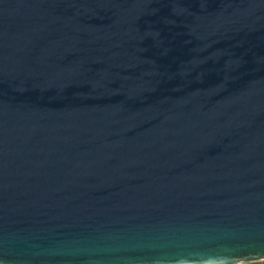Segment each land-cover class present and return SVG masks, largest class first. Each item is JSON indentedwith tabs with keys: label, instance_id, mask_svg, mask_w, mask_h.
Listing matches in <instances>:
<instances>
[{
	"label": "water",
	"instance_id": "95a60500",
	"mask_svg": "<svg viewBox=\"0 0 264 264\" xmlns=\"http://www.w3.org/2000/svg\"><path fill=\"white\" fill-rule=\"evenodd\" d=\"M264 259V0H0V264Z\"/></svg>",
	"mask_w": 264,
	"mask_h": 264
},
{
	"label": "rangeland",
	"instance_id": "374dc122",
	"mask_svg": "<svg viewBox=\"0 0 264 264\" xmlns=\"http://www.w3.org/2000/svg\"><path fill=\"white\" fill-rule=\"evenodd\" d=\"M240 264H259L257 261L242 262Z\"/></svg>",
	"mask_w": 264,
	"mask_h": 264
},
{
	"label": "trees",
	"instance_id": "16d2710c",
	"mask_svg": "<svg viewBox=\"0 0 264 264\" xmlns=\"http://www.w3.org/2000/svg\"><path fill=\"white\" fill-rule=\"evenodd\" d=\"M259 264H264L263 260H256ZM236 264H240V263H236Z\"/></svg>",
	"mask_w": 264,
	"mask_h": 264
},
{
	"label": "built area",
	"instance_id": "2783aa9c",
	"mask_svg": "<svg viewBox=\"0 0 264 264\" xmlns=\"http://www.w3.org/2000/svg\"><path fill=\"white\" fill-rule=\"evenodd\" d=\"M264 261V259H262Z\"/></svg>",
	"mask_w": 264,
	"mask_h": 264
}]
</instances>
